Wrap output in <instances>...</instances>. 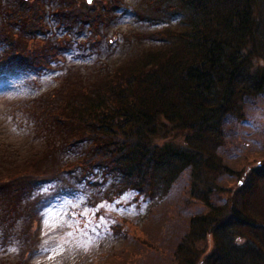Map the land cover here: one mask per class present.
I'll use <instances>...</instances> for the list:
<instances>
[{"label":"trees","instance_id":"16d2710c","mask_svg":"<svg viewBox=\"0 0 264 264\" xmlns=\"http://www.w3.org/2000/svg\"><path fill=\"white\" fill-rule=\"evenodd\" d=\"M54 5L52 18L70 25L60 38L58 29L56 37L52 32L55 21L46 17ZM125 5V0H0V82L14 84L21 75L37 86L72 50L109 46L107 30ZM138 6L141 19L154 22L170 14L176 23L126 36L137 43H126L131 52L92 90L60 99L54 89L17 107L37 132L48 126L53 137L67 142L66 151L78 161H60V175L51 176L39 169L42 156L18 164L10 152L0 157V246L15 243L19 218L26 228L17 239L27 235L47 206L48 195L26 201H32L34 183L47 186L48 179L66 175L69 181L61 186L78 184L107 199L136 191L133 199L153 200L185 175L186 197L201 212L188 219L178 238L175 264H264V147L251 151L242 138L231 142L226 130L264 95V0H140ZM79 23L90 33L86 39L74 37L73 25ZM227 148L243 154L228 162ZM33 172L39 177L26 181ZM117 227L111 229L119 235Z\"/></svg>","mask_w":264,"mask_h":264},{"label":"rangeland","instance_id":"374dc122","mask_svg":"<svg viewBox=\"0 0 264 264\" xmlns=\"http://www.w3.org/2000/svg\"><path fill=\"white\" fill-rule=\"evenodd\" d=\"M139 1L125 0L127 5L118 10L115 22L107 30L111 37L109 46L103 42L96 50H72L67 54L66 62L57 64L52 72L39 80L37 86L31 85L35 81H27L21 75L16 77L14 84H0V157L5 156L6 151L10 152L18 164L23 158L36 159L42 156L44 161L39 169L50 170L51 176L58 174L56 167L60 161L77 164L78 160H73L66 151L67 142L53 137L48 126L41 127L40 132H37L33 121L22 117L17 107H23L27 100L38 98L48 91L54 93V89L57 90L56 96H61L60 99L62 96L72 99L75 91L86 88L92 90L105 72L112 70L131 52L126 43H137L136 38L127 40L126 36L150 33L155 28L167 25L169 21L176 23L170 14L161 16L154 22L141 19L137 10ZM55 7L54 5L47 10L46 17L48 21H55L52 32L56 37L58 29L57 38H60L66 34L70 25L66 26V22L63 23L60 17L52 18ZM163 9L164 7L161 9L162 13L165 12ZM73 28L78 31L74 33L77 40L86 39L90 35L87 29L81 28L80 23L73 25ZM141 43L147 44V40L142 39ZM60 75L64 79L58 83L55 78ZM30 77L33 78V75ZM60 84L62 85L59 86ZM56 96H52V99L49 97L50 101ZM226 130L231 142L242 138L243 144H249V150L262 149L264 95L255 98L246 107L243 120L236 121L232 118ZM56 147L59 149L56 150ZM226 154L231 161L226 160L234 162L237 156L243 154V149L236 154L233 149L227 148ZM79 166L84 167V164ZM61 176L60 181L47 180L61 192L53 196L57 200H52L38 212L37 222L32 224L27 235L19 239L18 235L26 228V222L23 219L22 225L21 222L18 223L20 218L16 221V242L11 248L0 247V264H175L173 253L177 240L185 232L188 219L201 212V206L194 200L188 201L186 197L185 175L166 195L153 200L150 197L133 199L136 191H126L113 199L97 195L91 200L92 205L88 206L85 205L91 197L85 198V194L80 193L72 197L59 188L69 181L66 175ZM36 177L39 176L33 172L26 181L34 183L32 181L35 179L32 178ZM34 185L36 189L30 196L32 201L26 199L33 203L46 197L51 191L43 183ZM41 185L44 188L39 189ZM22 205H25L24 200ZM22 209L23 207L20 208ZM111 226H119V235L112 232ZM32 231L33 236L30 233Z\"/></svg>","mask_w":264,"mask_h":264}]
</instances>
